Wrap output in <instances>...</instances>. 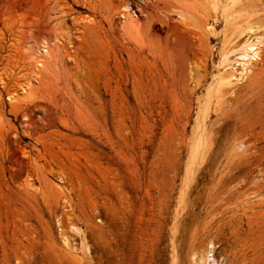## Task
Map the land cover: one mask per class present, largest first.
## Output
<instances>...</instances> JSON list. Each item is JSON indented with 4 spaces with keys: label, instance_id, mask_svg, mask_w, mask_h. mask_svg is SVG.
Returning a JSON list of instances; mask_svg holds the SVG:
<instances>
[{
    "label": "rangeland",
    "instance_id": "1",
    "mask_svg": "<svg viewBox=\"0 0 264 264\" xmlns=\"http://www.w3.org/2000/svg\"><path fill=\"white\" fill-rule=\"evenodd\" d=\"M231 1L0 0V264H264V0Z\"/></svg>",
    "mask_w": 264,
    "mask_h": 264
},
{
    "label": "bare ground",
    "instance_id": "2",
    "mask_svg": "<svg viewBox=\"0 0 264 264\" xmlns=\"http://www.w3.org/2000/svg\"><path fill=\"white\" fill-rule=\"evenodd\" d=\"M242 2V0H232L231 1V3H232V6H234V5H238V4H240ZM216 8V7H215ZM134 14L131 12V11H129V8H126V12L122 15V19H123V23L124 22H129V21H131V20H134ZM55 17V16H54ZM226 22H227V20H226ZM248 30H252V27H249V29ZM51 43H55L54 41H51ZM249 45V44H248ZM250 46V45H249ZM252 46V45H251ZM250 48V47H249ZM249 48H248V50H249ZM26 51L28 52L29 51V55H30V58H32L33 59V61H34V64H36V67H43V63H44V57H46V56H50V54H51V52H50V49H49V44H48V42H46V41H44L41 45H38V46H36V47H29V48H27L26 49ZM254 58H259V54L258 53H255L254 54ZM250 68H251V66H250ZM246 70H248V69H246ZM250 72L252 71V69L251 70H249ZM240 74V76H238V78L236 79V83H233V82H231V80L230 79H228L227 80V83H228V85L230 86H232V87H237V85H238V83L241 81H244L245 79H247L248 78V76L250 75H248V71L246 72V74L244 75L243 74V72H241V73H239ZM240 82V83H241ZM28 87H29V85H27ZM208 91V90H207ZM211 89H210V94H212L211 93ZM212 98V96H210V97H208V99H211ZM206 111L205 110H203L202 109V111H200V117L201 118H203L204 119V117L206 116ZM197 128H200V127H197ZM199 130V129H198ZM203 140H204V134H202V133H200L199 132V134H198V137H197V139H196V145L194 146V149H193V151H192V155H191V158H190V168L192 167V165L195 163V161H196V159H197V157H198V154H199V152H200V150H201V147H202V145H203ZM65 240V239H64ZM66 242V241H65ZM68 243V242H67ZM68 246H69V244H67ZM70 247V246H69ZM70 249L73 251V252H77V249H74V248H71L70 247ZM209 252V251H208ZM208 252L205 254L204 253V251H201V262L203 261V258H204V256H206L207 257V254H208ZM194 256H195V253H194Z\"/></svg>",
    "mask_w": 264,
    "mask_h": 264
}]
</instances>
